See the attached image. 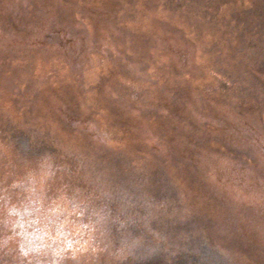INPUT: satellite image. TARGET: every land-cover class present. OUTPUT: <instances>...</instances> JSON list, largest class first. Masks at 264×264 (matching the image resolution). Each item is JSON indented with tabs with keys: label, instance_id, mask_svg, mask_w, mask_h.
<instances>
[{
	"label": "rangeland",
	"instance_id": "1",
	"mask_svg": "<svg viewBox=\"0 0 264 264\" xmlns=\"http://www.w3.org/2000/svg\"><path fill=\"white\" fill-rule=\"evenodd\" d=\"M219 1L228 18L252 2L264 17V0ZM186 19L177 9L169 14L164 0H0V46L8 44L5 31L19 37L4 49L16 63L0 74V131L14 133L0 140V195L17 204L15 222L0 206V264H264V47L257 68L244 60L253 72L247 78L223 57L215 32L198 33L200 42L185 51ZM47 116L54 124L47 121L45 133L56 139L52 126L67 123L63 132L77 150L83 138L103 140L99 131L108 127L106 142L136 144L143 157L135 162L148 163L160 181L139 167L140 175L131 173L138 189L123 171L99 169L97 182L85 176L87 186L50 202L53 158L14 140L26 142ZM111 129L121 136L109 137ZM187 137L199 141L197 152L184 145ZM11 139L26 159L8 156ZM106 190L127 204L139 193L160 197L137 214L124 206L117 225L104 207L112 205Z\"/></svg>",
	"mask_w": 264,
	"mask_h": 264
},
{
	"label": "trees",
	"instance_id": "2",
	"mask_svg": "<svg viewBox=\"0 0 264 264\" xmlns=\"http://www.w3.org/2000/svg\"><path fill=\"white\" fill-rule=\"evenodd\" d=\"M164 1L166 3V9H167V12H169V14H172L173 9L183 11L184 15H186V13L190 14V20L186 19L185 24L182 23L183 28L181 29L182 30L181 42H184L190 45V49H188V46H186L185 51H190L195 42H200L201 35H203V33L215 32L220 35V38L218 40L220 41L221 45L224 47V51L226 52L223 55V57L227 56V61L231 60L230 63L235 64L237 68L239 69V71L242 69L241 67H243L242 65H243L244 60H247V59L251 62L254 69L257 68L259 65H261L259 52H260L261 44L264 47V42H263L264 39L260 40L261 42H258L259 41L258 39L259 37L261 38L262 36L261 34H263L264 32V17L261 18L259 16L258 5L256 2H252L250 4L251 5L250 7H246L245 12L243 13H237V14L228 13L229 15V18H228L225 14H223L226 12L223 10L222 0H221L222 1L221 5H219V2H220L219 0H164ZM191 1H194V4L191 3ZM160 7L158 8V10L160 9ZM14 27L17 29V31H18V28L20 29V25L18 26L14 25ZM143 32L144 31H141V33ZM198 33H201V35H198ZM1 40H5L8 42L7 45L0 46V57H1L0 74L6 75V73L4 72L5 70H2V69L7 68V67L11 68L16 63L15 61H17V58H15V56L10 55L13 52L8 53V51L4 49L8 45L11 46L16 40H19V37L17 33L10 34L8 31H5ZM178 40H180V37L178 38ZM147 43L148 41L144 42V44H147ZM213 46H214V49H217L220 47V44L218 42L217 45L213 44ZM226 49H228V51H226ZM255 57L256 59L254 60ZM257 58H258V61H256ZM4 64L7 67H5ZM243 68L246 70L245 75L247 78L253 74V72H251L252 69L247 68V67H243ZM239 71L237 74H239ZM221 73L223 72L221 71ZM245 75L242 78L247 80ZM59 107L57 111L58 113L54 115L57 120L63 119V115L61 114V108ZM92 112H95V109ZM116 112L118 113V119L121 121L120 115H119L120 111L116 109ZM148 115L150 114H147V113L145 114V116H148ZM37 116H42V113H40ZM49 116H47L45 120L36 119V122H40L39 129L36 131L28 130L26 132L27 135H24L27 140L26 142H23L22 137L16 138L14 140L18 141V139H20L21 141L20 140L19 141L23 143L24 146H28V147L30 146V148H31V145L35 144L37 145V147L35 151L32 149V152L37 153V155L47 154L48 158H53L54 162H51L52 163L51 174H50V168H49V171H46V173L50 175L49 176L50 178L48 181L50 192H49V196L47 199L50 202L54 201L55 197L59 196V193H62L63 189H66V191L64 192L66 193L67 191H70V190L77 191L78 189H82L84 185L87 186V184H82L84 182L83 178L85 176H88L89 181L97 182V177L94 175L93 172L95 170L97 172V170L99 169L108 168L114 172L123 171L124 175H126L124 177L127 178L126 181L130 183L132 186L134 185L137 186L138 189L144 188V186L137 185L138 179H139L137 175H140L139 167H141V170L143 172L145 171V176L146 174H149V172H151L154 175L155 179H157L156 177L157 172L152 171L151 169L153 168H148L149 167L148 163L143 162L144 164L146 163L147 166L146 164L138 166V163L135 162V160H140L143 157L142 156L143 151L139 150L140 147H137L136 144L131 145L129 143L127 144V142H124L123 146L122 145L118 146L114 142H112L113 145L108 144L106 142L105 138L108 136V132H107L108 127L103 128L105 131H103L102 129L101 131H99L100 134L105 137L103 138V140L97 142V144H93L88 137H86L85 139L83 138L81 141L78 142L79 144L75 143L76 146H80V149L77 150V149H73L74 144L72 143L74 141V137L72 138L71 135L63 132L64 130L67 129L66 127L67 123H65L64 125H60L59 127L52 126V131L54 132L55 137L57 136L56 139L49 137L48 134L45 133L44 124L47 123ZM34 117L36 118V116ZM161 117L163 118V116ZM53 119L48 121L49 126L51 124H54ZM69 119L72 120L73 117L69 116ZM132 124H134V122ZM112 130L113 129L109 130V137L112 138V136L114 135V139H116L118 136L117 134L121 136L120 131L122 129L120 131H118L117 129L114 130L115 133ZM11 131L13 130H11L10 128H7V129L2 128V130L0 131V140H6L2 138L5 134H8L9 136L13 137L14 133ZM131 132H129V134ZM48 133H49V129H48ZM80 134L83 136V133H80ZM129 134H126V136L128 137ZM162 138L165 140L169 139V137H166V135H162ZM187 139H188L187 141H183L184 145L189 146V151L194 148V152H197L196 147L199 141H196L192 139L191 137H187ZM14 140L13 139L9 141L7 140L8 142L6 143V146L8 148V156L10 154L14 158V154L17 153V154L26 156L21 160L26 159L28 157V154L26 153L27 151H25L24 150L25 148H23L19 143L18 144L20 146L17 145V142H15ZM124 144L127 146H125ZM99 145H106L110 147V150L106 152H101L97 149ZM17 147H21V148H17ZM65 149L67 151H65ZM95 149L99 151V153ZM168 149H169L170 154L173 155L175 153V150L171 148V144H170V147H168ZM137 155L140 157L133 158V157H136ZM233 156H235V154L232 152V157ZM27 162L33 163L32 160H25V163ZM42 164L43 163H41V165ZM163 164L166 165V161L161 162V164L159 165H163ZM162 167H165V166H161V168ZM7 168L14 170L10 160L8 161ZM18 171H23V170H18ZM132 172L136 173L137 175L132 176L131 174ZM4 176L5 175H2V177ZM146 179L149 180V178H146ZM169 180L171 182V185H174L175 180H173L172 177ZM159 181L160 179H157V182ZM56 185L58 186L57 188H56ZM81 185H83L82 188H78ZM159 187L163 188L166 191L167 187L162 182L159 185ZM68 188L70 190H67ZM24 193L25 195H23L22 198L25 199L27 198L28 193L26 192ZM96 193L100 197L101 193L97 190H96ZM104 193H105V199H108L109 201L111 200L112 202V205H109L108 203H106L104 204V207H107V208L109 207L108 214L114 218L112 221L116 222L117 225H121L125 222V218H120L116 214L124 206H127L129 215L132 213L137 214L138 211H143V209L146 208L147 201H151V203L153 202V204L155 205V201L153 199L160 197V195H155V196L146 195L145 193L141 192L143 193L142 195L139 193L136 200H132L131 203L127 204V203H123L124 199L116 200L117 199L116 194L113 193V190L110 193L108 192V190H106ZM6 195L7 197H9V200L7 201V203H5L4 196L0 195V197L4 199L3 201V199L0 198V206L5 211H8L7 215L10 218H12V220L15 222L14 218H16V216L13 213L17 211V204L13 203L10 197V193ZM72 195L73 193L68 194L67 196H72ZM16 198H18V195L16 196ZM115 202L116 204H114ZM99 207H102V206H99ZM106 214H107V211H106ZM12 227H13V224L11 225V228ZM13 232L15 234V228L13 229Z\"/></svg>",
	"mask_w": 264,
	"mask_h": 264
}]
</instances>
